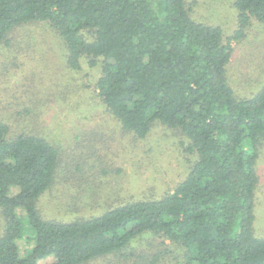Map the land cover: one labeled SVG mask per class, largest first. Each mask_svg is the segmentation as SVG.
I'll use <instances>...</instances> for the list:
<instances>
[{"label": "trees", "instance_id": "16d2710c", "mask_svg": "<svg viewBox=\"0 0 264 264\" xmlns=\"http://www.w3.org/2000/svg\"><path fill=\"white\" fill-rule=\"evenodd\" d=\"M194 2L0 0V44L19 25L46 22L65 44L70 68L99 67L94 90L122 127L135 138L168 127L186 164L161 197L47 220L37 200L54 181L59 150L35 133L10 137L0 121V264H86L142 237L177 247L182 264H264V236L253 231L264 82L241 98L228 76L235 46L264 24V0H232L237 22L228 35L194 18ZM24 237L32 246L22 251ZM159 257L143 260L131 249L118 260L155 264Z\"/></svg>", "mask_w": 264, "mask_h": 264}, {"label": "rangeland", "instance_id": "374dc122", "mask_svg": "<svg viewBox=\"0 0 264 264\" xmlns=\"http://www.w3.org/2000/svg\"><path fill=\"white\" fill-rule=\"evenodd\" d=\"M192 9L194 18L219 25L223 35L236 28L232 0H195ZM256 25L233 49L231 72L228 66L241 98L255 94L264 82V24ZM6 39L0 44V121L8 125L10 137L35 133L59 150L54 181L37 200L41 217L95 216L125 201L161 197L182 179L185 156L176 147L174 131L155 125L147 137L135 138L125 130L96 95L99 67L70 68L65 44L46 22L19 25ZM256 169L253 231L264 236V142ZM2 225L0 214V232ZM25 234L32 232L27 228ZM25 237L18 241L22 251L32 246ZM148 240L139 238L128 250L86 264H128L118 257L131 249L141 250L143 260L158 252L155 264H182L177 247Z\"/></svg>", "mask_w": 264, "mask_h": 264}]
</instances>
